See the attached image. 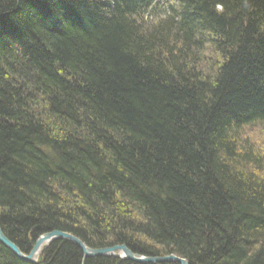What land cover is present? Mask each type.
<instances>
[{
	"label": "trees",
	"instance_id": "16d2710c",
	"mask_svg": "<svg viewBox=\"0 0 264 264\" xmlns=\"http://www.w3.org/2000/svg\"><path fill=\"white\" fill-rule=\"evenodd\" d=\"M254 125L264 0H0V227L22 253L58 230L264 264V157L238 145ZM0 264L29 263L0 245ZM35 264L134 263L56 240Z\"/></svg>",
	"mask_w": 264,
	"mask_h": 264
},
{
	"label": "water",
	"instance_id": "95a60500",
	"mask_svg": "<svg viewBox=\"0 0 264 264\" xmlns=\"http://www.w3.org/2000/svg\"><path fill=\"white\" fill-rule=\"evenodd\" d=\"M56 240H63L66 242H71L74 246H76L81 253L83 254L84 259H91V257H117L122 259L123 261L128 260L134 264H164V263H175V264H188L185 259H179L175 255L170 254L169 256H159L151 257V256H142L139 254H134L130 251L125 245L124 246H113V248H102V249H94L89 248L83 241L73 236L70 233H65L62 231H51L45 233L44 235L39 236L34 241L33 248L27 254L22 253L19 247L11 242L3 233L0 227V243L2 245H6L7 248L13 253L20 261L27 263H35V261L39 257V251L45 246L50 245L52 242Z\"/></svg>",
	"mask_w": 264,
	"mask_h": 264
},
{
	"label": "rangeland",
	"instance_id": "374dc122",
	"mask_svg": "<svg viewBox=\"0 0 264 264\" xmlns=\"http://www.w3.org/2000/svg\"><path fill=\"white\" fill-rule=\"evenodd\" d=\"M164 14L165 13H163L161 15H164ZM148 18H150V19H148ZM152 20H153L152 17H149V16L146 17V21H144L145 22V28L148 29L149 27L153 26L152 22H151ZM149 22H150V24H149ZM238 134L240 135V136H238V145H240V146L245 145L244 149H248L247 146L251 149H255L256 150L255 153L262 155L264 157V129L261 126L254 125V126L246 127L241 132H239ZM257 169H260V167H257ZM259 172H260V170H259ZM262 175H264V173ZM31 249H30V251H31ZM102 257H106V256H102ZM102 257H97V258H102ZM91 258H94V257H91ZM115 258H117V257H115ZM37 261H38V259L35 262H37ZM29 264H34V263H29Z\"/></svg>",
	"mask_w": 264,
	"mask_h": 264
},
{
	"label": "bare ground",
	"instance_id": "6f19581e",
	"mask_svg": "<svg viewBox=\"0 0 264 264\" xmlns=\"http://www.w3.org/2000/svg\"><path fill=\"white\" fill-rule=\"evenodd\" d=\"M3 233V232H2ZM44 235V234H43ZM35 241V240H34ZM0 245H2L1 243H0ZM6 250H8L10 253H11V251L7 248V246L6 245H2ZM114 246H117V245H114ZM111 248H113V247H111ZM42 252V249L39 251V254ZM11 254H13V253H11ZM14 255V254H13ZM15 256V255H14ZM180 259V258H179ZM121 261H123L122 259H121ZM125 261H127V262H130V261H128V260H125ZM125 261H123V262H125ZM132 263V262H131ZM170 263H172V262H170ZM172 264H175V263H172Z\"/></svg>",
	"mask_w": 264,
	"mask_h": 264
}]
</instances>
